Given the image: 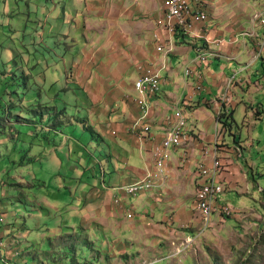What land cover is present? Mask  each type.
I'll use <instances>...</instances> for the list:
<instances>
[{
    "label": "crops",
    "instance_id": "crops-1",
    "mask_svg": "<svg viewBox=\"0 0 264 264\" xmlns=\"http://www.w3.org/2000/svg\"><path fill=\"white\" fill-rule=\"evenodd\" d=\"M190 2L196 7L204 4L208 20L176 36L174 50L167 57L157 51L159 42L153 37L157 32L161 40L169 37L157 27L163 0H100L96 16L82 17L83 40L73 45L74 50L80 46L84 50L75 81L65 86L56 81L52 88L62 91L63 109L57 115L85 122L66 127L76 126L74 132L79 135L92 130L98 149L107 158L105 166L100 161V200L94 207L89 170L94 148L88 140L81 145L64 129L53 131L59 141L51 148L58 163L54 188L59 192L64 188L69 198L41 200L34 209L42 204L54 217L65 216L71 232L99 230L106 241L107 233H121L124 241L128 232L144 240L166 237L181 222L193 223L189 210L191 202L195 209L198 170L211 168L217 157L224 186L221 204L235 201L232 216L236 222L248 217L250 228L264 232V203L253 194V183L259 185L264 175V171L259 173L264 165V29L254 20L264 9V0ZM203 53L208 54L207 61L201 63ZM148 70H161V83L160 91L146 98L148 116L143 120L135 81ZM72 99L78 108L76 118L67 111L74 104ZM178 109L187 120L184 144L171 151L164 175L154 180L152 191L127 195L123 188L158 173L152 152L165 138L167 118ZM225 120L228 127L223 125ZM135 122L136 129L132 128ZM62 162L69 165L66 180L61 176ZM221 207L213 217L221 216ZM45 225L49 226L40 220L35 228ZM2 232L1 227V236ZM77 249V259L88 257L85 247Z\"/></svg>",
    "mask_w": 264,
    "mask_h": 264
},
{
    "label": "rangeland",
    "instance_id": "rangeland-1",
    "mask_svg": "<svg viewBox=\"0 0 264 264\" xmlns=\"http://www.w3.org/2000/svg\"><path fill=\"white\" fill-rule=\"evenodd\" d=\"M99 1L0 0V206L5 213V224H0V228H3L1 237L5 243L3 259L9 264H264V232L250 228L248 217L236 222L232 215L224 218L213 215L211 224L204 229L193 202L189 210L193 223L181 222L173 229V235L144 240L128 232L125 241L121 233H107L109 240L106 241L99 230L71 232L65 216L54 217V212L49 208L43 210L42 204L41 210L34 209L41 200L69 198L64 188L60 192L59 188H54L55 164L58 163L53 159L55 152L51 148L59 141L53 131L64 129L81 141V145L88 140L94 148L90 150L93 161L91 159L89 169L93 173L94 207L100 200L98 182L103 178L100 161L105 166L107 158L98 149L96 137L89 132L76 134V126L66 127L71 122L76 125L85 123L76 118L78 108L73 99L74 104L67 106V111L76 118L74 121L64 114L59 116L60 122L51 118L58 116L59 109H63L62 91L52 88L53 83L58 81L65 86L75 81L79 61L83 58L80 52L84 50L82 46L80 50H74L73 45L83 40L85 25L81 22L82 17L96 16ZM57 97L60 101L53 102ZM57 123L60 126L56 127ZM62 164L61 176L66 180L69 165ZM263 171L264 165L259 173ZM89 177L87 174L86 178ZM258 183H253L254 198L260 197L264 203V193L260 192L264 189V175ZM223 199L224 196L221 202ZM226 203L221 206H229L232 210L236 207V202L231 199ZM40 220L49 226L37 230L35 227ZM84 244L88 246L84 250L88 257L77 259V248ZM0 264L4 263L0 260Z\"/></svg>",
    "mask_w": 264,
    "mask_h": 264
},
{
    "label": "built area",
    "instance_id": "built-area-1",
    "mask_svg": "<svg viewBox=\"0 0 264 264\" xmlns=\"http://www.w3.org/2000/svg\"><path fill=\"white\" fill-rule=\"evenodd\" d=\"M200 5L202 7H196L191 4L190 0H163V16L157 20V27L168 34L169 37L167 40H161L158 32L153 36L154 40L159 42L157 46L158 52L163 53L167 57L174 50L173 39L178 34H187L195 24L204 23L208 20V12L203 8L204 4ZM254 20L264 29V9L254 15ZM261 46L264 47V37ZM207 55L204 53L200 54L199 59L201 63L207 61ZM160 72L161 70H148L135 81V88L141 96L138 99V104L142 109L141 119L143 120L148 116V102L146 98L155 96L160 91ZM137 122L133 124L132 128L136 129ZM165 126H167L165 127V138L152 152V158L158 173L150 174L146 179L123 188L122 191L127 195L137 197L138 195L152 191L155 188L154 180L164 175L163 170L170 158L171 151L184 144L187 138V120L181 110H176L173 117L167 118ZM149 129V126L144 127L146 132ZM221 169V160L215 157L211 168L201 167L198 170L195 209L200 214L204 229L211 224V218L218 211L217 209L224 193V186L219 180ZM219 211L223 218L229 217L233 213L232 208L229 206H222ZM0 224H5V213L1 206ZM4 248L5 243L0 235V260L4 264H9V262L3 259L2 251Z\"/></svg>",
    "mask_w": 264,
    "mask_h": 264
},
{
    "label": "trees",
    "instance_id": "trees-1",
    "mask_svg": "<svg viewBox=\"0 0 264 264\" xmlns=\"http://www.w3.org/2000/svg\"><path fill=\"white\" fill-rule=\"evenodd\" d=\"M179 35H183V34H178L177 36H179ZM51 118L53 119V121H54L55 119H57V121H58L59 116H55V115H54V117H51ZM54 122H55V121H54ZM223 125H225L226 127H228V123H227L226 120L224 121V124H223ZM88 132L91 134V136L95 135V133H94L92 130H88ZM84 243H85V241H84ZM83 247H88V246H87L86 244H84Z\"/></svg>",
    "mask_w": 264,
    "mask_h": 264
}]
</instances>
